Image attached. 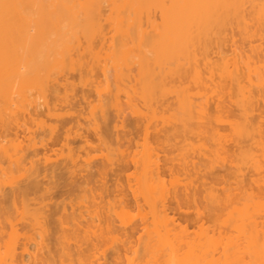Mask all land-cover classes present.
<instances>
[{
    "label": "bare ground",
    "instance_id": "6f19581e",
    "mask_svg": "<svg viewBox=\"0 0 264 264\" xmlns=\"http://www.w3.org/2000/svg\"><path fill=\"white\" fill-rule=\"evenodd\" d=\"M85 86L96 95H90L94 105L87 102L90 127L106 140V128L115 124V145L121 147L120 134L129 119L140 137L135 152L122 151L125 147L113 151L109 140L103 141L108 148L101 158H94L92 150L84 152L92 156L85 167L102 164L96 171H83L75 150L62 156L67 146L53 155L55 160L46 150L38 159L40 143L63 134L61 119L65 123L74 116V90ZM40 109L46 119L37 113ZM64 109L73 116L67 118ZM78 116L68 125L80 127L86 116ZM67 123L66 141L74 136ZM73 125L71 130H79ZM39 133L45 135L43 142ZM191 139L214 147L195 148ZM228 142L236 147L229 158L234 166L229 183L214 173L228 159ZM158 146L171 147L162 148L167 165L172 163L169 182L161 178ZM117 155L123 165L130 159L127 164L134 168L122 189L129 188L133 204L143 208L145 202L154 212L147 218L154 228L145 227L142 234L133 226L126 232L131 220L125 219V225L121 218L126 226L121 233L138 234L137 245L153 264H264V0H0V264H30L29 259L56 264L57 258L63 264L66 255L72 259V251L83 261L95 249L94 241L100 246L113 236L117 227L112 220L118 217L112 213L121 209L116 204L130 207L129 191L120 190V182L114 183L118 191L109 185L111 167L120 162L113 159ZM57 156L64 157L65 171H44L61 160ZM39 162L45 164L42 169L36 167ZM175 168L183 172L174 173ZM246 170L255 176L248 183ZM168 197L180 208L194 204L188 217L193 231L172 226Z\"/></svg>",
    "mask_w": 264,
    "mask_h": 264
},
{
    "label": "rangeland",
    "instance_id": "374dc122",
    "mask_svg": "<svg viewBox=\"0 0 264 264\" xmlns=\"http://www.w3.org/2000/svg\"><path fill=\"white\" fill-rule=\"evenodd\" d=\"M76 74H72V76H75ZM78 75V74H77ZM79 76V75H78ZM78 76H76V79H77V81H78V87H80V86H82V88H83V85H82V83L80 84V82H81V79H80V77L78 78ZM67 77H69V75L67 76ZM71 77V76H70ZM69 77V78H70ZM69 78H68V80H69ZM74 78H72V80L70 79V82L71 83H75L76 85H75V87L76 88H78L77 87V81H74L73 80ZM80 81V82H79ZM73 83V84H74ZM80 84V85H79ZM86 87V86H85ZM75 88V89H76ZM85 89V88H84ZM86 89H87V87H86ZM81 90V88L80 89H78V90H74V93H75V91H76V93H77V95H78V97L76 96V98H75V95L76 94H74L73 92H71V93H73L74 94V98L76 99V100H74V99H71V101H73L74 103H72V105L73 104H75L76 105V107H74V109L73 110H71L70 112H72L71 114H73L72 116L73 117H76V116H78V113H81V116L79 115L78 117H80V118H82V116L84 115V116H86L85 118H82L83 120L85 119V121L87 122H85V124L84 125H86L87 126V128H88V131L87 130H83V131H81L80 130V127H84V125H83V120H81L82 122H81V126L79 127V130H76L75 129V132H77V131H79V132H77L79 135L80 134H82L81 136H83L82 138H81V136L79 137V135L77 134V133H75L74 132V130H71L72 129V125L75 123V118H73L71 115V117L72 118H70L71 119V121H72V123H73V120H75L74 121V123L73 124H71V125H68L69 124V121H70V119L69 120H66L68 117H70V116H68L70 113H69V111H68V113H67V109H72V106H70V108L68 107L66 110L64 109V112L66 111V113L65 114H67V116L64 114V113H61L62 114V116H63V118H65V120H66V122L65 123H63V121H62V119H61V123L63 124H61L60 123V125H59V127H62L63 128V130L61 131L63 134L61 135V133L59 134L58 133V136L59 135H61V137L59 136H57V134H56V136L58 137V138H61L60 140L61 141H63V139H64V142H62V144H61V142H59V140H57V137L54 139V138H52V136H49V137H51L52 139L50 140V138L48 139H44V141L45 140H47V141H45V142H43V140L41 141L40 139L42 138L43 139V135L41 134V133H39V136H41L40 138H39V140L41 141V142H43V143H40V145L42 144H44L45 143V146L43 147V146H41L40 147V145H39V149L38 150H40L39 151V154L40 155H42V154H45V151L44 150H46V153L47 154H49L52 158H53V155L54 154H56L57 155V152H59V150H63L62 149V147H64V146H67V147H65L64 149V151H65V153L66 154H64L63 152H59L62 156H67L69 153L68 152H70V150H75V152H76V155L77 156H79L80 157V159H79V162H80V166L79 167H81V169L83 168V171H96L97 170V168H98V170H99V168L101 167V166H99V165H102V164H100V162L98 163L99 165H97L98 167H96V164H97V162H95V164L94 163H92L89 167L90 168H88V167H85L84 166V161L87 159V158H91L92 159V156L94 157V158H101V156H102V154L104 153V152H106L105 150H104V148L106 149V148H108V146H109V148L110 149H112V148H119L120 150H121V147L123 148V147H125V148H123L122 149V151L124 150V151H126L127 150V153H128V150L129 149H133V150H129V152H131V153H133V151L134 150H136L135 149V146H137V145H135V144H139V139H140V137H139V135H138V137L139 138H137V135H136V131H137V129H136V127L134 126V125H132L131 123L132 122H130V120L128 119V118H126V120L128 119V124H127V122L125 123L126 125L125 126H127L125 129L123 128V130H122V127H121V130L123 131H121L122 132V134H120V137H121V135H122V138L124 139L123 140V142L121 143L122 144V146L121 147H119V146H117V145H115V144H117V141H118V143H119V138H118V136H116V134H115V131L114 130H116V129H114L113 128V126L115 125H112L113 123H111V127H109L110 129H112V130H110L109 131V128H106V129H108L107 130V132H104L105 133V137L106 138H108V139H106V140H104L103 139V137H102V142L103 141H107V140H109V145L107 146V147H105L106 145V143H104L103 144V148H101V146H100V143H101V140H100V134H99V132H98V129L95 131L94 130V128H91L90 127V125L88 124V120L90 119V117L88 116V114L90 113V107H88L89 105H87L88 103V101H90V103H92L91 101H94V100H92V98H90V95L92 96L93 95V93L91 94V93H89L90 91L88 90V89H90V87L87 89V90ZM87 91V92H86ZM89 91V92H88ZM71 93H70V96H72L71 95ZM95 95V94H94ZM93 95V96H94ZM96 96V95H95ZM73 97V96H72ZM72 97H70V98H72ZM87 97H89L90 98V100H89V98L88 99H86ZM69 98V99H70ZM84 99H86V102H85V100ZM225 100V99H224ZM227 101H229L228 100V98L226 99ZM225 100V101H226ZM96 101V100H95ZM168 102H171V100L170 101H168ZM95 103V102H94ZM94 103H92L93 105H94ZM213 103V102H212ZM228 104H230L229 102H227ZM226 104V103H225ZM71 105V104H70ZM213 106H215V104L213 103ZM228 106H230V105H228ZM231 106H233V104L231 105ZM262 106V105H261ZM87 107V108H86ZM212 107V106H211ZM262 108V107H261ZM42 109H45L46 111L45 112H47V109L46 108H43L42 107ZM87 109H89L88 110V114H87ZM214 110V109H213ZM230 110V109H229ZM231 110H232V108H231ZM237 109H236V107H233V111H236ZM262 110V109H261ZM39 112H37L38 114H41L40 115V117H44V110H43V114H42V112H41V109L40 110H38ZM84 111H86V112H84ZM41 112V113H40ZM61 112V111H60ZM63 112V111H62ZM82 112H84L85 114H83ZM231 112V111H230ZM36 113V114H37ZM232 113V112H231ZM230 113V114H231ZM237 114L238 112L236 111V112H233V114ZM37 114V117H39V115ZM232 114V115H233ZM258 114H259V112L258 113H256V117L258 116ZM35 115V114H34ZM110 115H112V113L110 114ZM114 115V114H113ZM36 116V115H35ZM35 116H34V118H35ZM45 116H46V118H47V116L48 115H46V113H45ZM67 118H66V117ZM83 116V117H84ZM234 116V115H233ZM236 116V115H235ZM36 117V118H37ZM38 118V120H40V121H42L43 119H46V118ZM113 117V116H112ZM50 118V117H49ZM49 118H48V120H49ZM80 118L78 119V118H76V119H78V120H80ZM109 118L111 119V116H109ZM114 118H115V115H114ZM52 119V118H51ZM54 120H55V118H53ZM73 119V120H72ZM87 119V120H86ZM132 119V118H131ZM48 120H47V124H48ZM54 120H51V122H53ZM60 120V119H59ZM59 120H58V122H59ZM100 120V119H99ZM113 120V119H112ZM44 122H45V120H43ZM57 121V120H56ZM67 121H68V123H67ZM70 121V122H71ZM111 121V120H110ZM114 121V120H113ZM112 121V122H113ZM50 122V121H49ZM77 122V121H76ZM100 122V121H99ZM102 122H104L103 120H102ZM129 122H130V124H129ZM53 123H55V121L53 122ZM53 123H49L48 125H53ZM66 123H67V125H68V127H67V129L68 130H70V131H73V134H74V136H69V138H72L73 140H71V139H68V141H66L65 140V135H64V133L67 131L66 130ZM79 123V122H78ZM101 123V122H100ZM65 124V125H64ZM105 124V123H104ZM103 123H101V125H104ZM58 125H54V127H56V132L57 131H60V130H57V128H59V127H57ZM74 126V128L76 127L77 129H78V127H77V125L75 126V125H73ZM105 126V125H104ZM124 125H123V127H125ZM70 127H71V129H70ZM82 127V128H83ZM99 127H100V124H99ZM98 127V128H99ZM89 128H91L90 130L92 131V132H94V133H92V132H89ZM105 128V127H104ZM133 128V130L131 131V129ZM101 129H102V126H101ZM118 129H120V127L118 128ZM136 129V130H135ZM94 130V131H93ZM105 130V129H104ZM130 130V131H129ZM135 130V131H134ZM106 131V130H105ZM112 132V133H110L109 134V132ZM132 133L133 134V136H132V134H130V135H127L126 133ZM128 131V132H127ZM224 131H226V130H224ZM101 132H102V130H101ZM117 132H118V130H117ZM120 132V133H121ZM223 132V131H222ZM103 133V134H104ZM123 133L125 134L124 136L125 137H127V138H125V137H123ZM72 134V133H71ZM78 135L77 137L78 138H76V135ZM102 134V135H103ZM107 134V135H106ZM224 134V133H223ZM108 135H110V136H108ZM115 135V136H114ZM117 135H119V134H117ZM127 135V136H126ZM24 136V135H23ZM37 136H38V134H37ZM36 137V136H35ZM46 137H48V136H46ZM111 137V138H110ZM128 137H129V140H130V138H131V140L129 141L128 140ZM37 138V137H36ZM44 138H45V135H44ZM114 138V139H113ZM135 138H137V140H135V141H133V142H131L133 139H135ZM21 139H22V137H21ZM70 140H71V142H70ZM86 141V143H85V141ZM117 140V141H116ZM38 141V140H37ZM136 141H137V143H136ZM191 141L194 143V145H195V148H200V146H201V144H204L206 147H214L213 146V144L212 143H210L209 141H199V140H197V139H191ZM58 142V143H57ZM70 142V143H69ZM77 142V143H76ZM115 142V143H114ZM121 142V141H120ZM131 142V143H130ZM142 141H140V143H141ZM114 143V144H113ZM130 143V144H129ZM39 144V143H38ZM65 144V145H64ZM126 144V145H125ZM102 145V144H101ZM119 145V144H118ZM235 144H233L232 142H228L227 144H225V149H226V151L229 153V156L228 157H225L226 159H227V161H224L225 163L223 164V165H220L219 164V166H217L216 167V169L214 170V173L216 174V175H218L219 177H222V178H225L226 180H227V182L229 183V182H231V181H229V179H228V176H229V174H230V171H232L233 170V168H234V166H233V168L231 167V163L229 162V161H231L229 158L230 157H232V155L235 153V149H236V147L234 146ZM70 146L73 148H70ZM110 146H112V147H110ZM131 148H130V147ZM155 146H157V144H155ZM165 146V145H164ZM100 147V150L98 149ZM127 147V148H126ZM158 147H161V149L162 148H164L163 146H158ZM96 149L97 148V150L98 151H95V152H92L93 151V149ZM129 148V149H128ZM171 147H167V150L169 151V149H170ZM68 149H70V150H68ZM116 149V150H117ZM158 149H160V148H158ZM160 149V150H161ZM165 150H166V147L164 148ZM164 149H162L161 151L162 152H160L161 154H160V156H162V160H161V166H162V168H161V174H163V176L161 177L164 181L166 180V181H168L170 178L168 177V176H173V173L172 172H169V170H170V168H172V167H170V165H172V163L171 164H169V165H167L168 163H170V162H166V160L164 159V156H166L165 155V153H164ZM85 150L86 151H88V150H92V151H90V153L92 154V156L88 153L87 154V157H84L85 156ZM103 150H104V152H103ZM113 150V149H112ZM116 150H113V151H116ZM166 150V151H167ZM235 150V151H234ZM49 151H50V153H49ZM41 152V153H40ZM89 152V151H88ZM99 152H101L100 153V155L98 154ZM135 152V151H134ZM74 153V152H73ZM114 153V152H113ZM64 154V155H63ZM100 156H98V155ZM167 154V153H166ZM175 154L176 153H174L173 155H174V158H177L176 156H175ZM48 155V156H49ZM55 155V156H56ZM61 155H59L61 158H62V156ZM173 155H171V156H169V157H173ZM177 155V154H176ZM227 155V154H226ZM54 156V157H55ZM59 156H57V157H59ZM97 156V157H96ZM44 157V155H42V156H40V158H38V159H41V158H43ZM57 157H56V159H57ZM58 158V159H61V158ZM116 157V156H115ZM113 158V159H116V160H119V158H121L122 159V157H120V156H118L117 155V157L116 158ZM119 157V158H118ZM118 158V159H117ZM34 159H36V158H34ZM38 159H36V161L38 160ZM54 159V158H53ZM52 159V160H53ZM57 159V160H58ZM63 159H64V157H63ZM63 159H61L60 161H58V163H52L53 165L55 164L56 166L57 165H62L63 163ZM119 160L120 162L117 164L116 162H118V161H116V160H114L115 161V165H117L118 167H116L114 164L112 165L113 167H111V169H113L114 170V173H113V171L111 172V174H110V176H109V185L110 186H112V187H110L111 188V190L113 191V185H114V183H115V185H117V183H119V184H121V185H119L118 187H120V190L122 189V187H124V186H126L127 185V175L128 174H132V172L134 171V168L132 169V168H130L129 166H128V164L127 163H129L130 161V159L128 160V159H124V160H128V161H126L125 163L127 164V166H125V165H123L122 163H121V161L122 160ZM55 160V159H54ZM53 160V161H54ZM94 161H99V160H95V159H93ZM123 160V161H124ZM196 160H197V158H196ZM196 160H195V162H196ZM62 161V162H61ZM199 161H201V160H199ZM198 161V162H199ZM59 162H61L60 164H59ZM65 162V161H64ZM204 163V160H202L201 161V163ZM40 163V162H39ZM114 163V162H113ZM176 163V162H175ZM200 163V162H199ZM199 163H198V165H199ZM200 163V165H203V164H201ZM51 164V165H52ZM65 164L67 165V162H65ZM132 165H133V163H131ZM222 164V163H221ZM42 163H40L38 166H37V164H36V167L38 168L39 166V168H41L42 169V167H43V165H45V164H43L42 166ZM48 166L47 165V167H44L43 168V170L44 171H65V169H61L62 167L64 168V164L60 167V166ZM66 165H65V167H66ZM95 165V166H94ZM49 167V168H48ZM52 167H54V168H52ZM92 167V168H91ZM120 167H122V168H120ZM132 167V166H131ZM134 167V166H133ZM170 167V168H169ZM47 168V169H46ZM50 168H52V169H50ZM125 168V169H124ZM49 169V170H48ZM81 169H77V171H80ZM109 169H110V166H109ZM123 169V170H122ZM176 169V168H175ZM232 169V170H231ZM42 170V171H43ZM106 170H108V169H106ZM178 169H176V171L174 170V173L175 172H180V173H182L181 171H177ZM235 170V169H234ZM245 170V169H244ZM82 171V170H81ZM109 171V170H108ZM111 171V170H110ZM118 171H121L119 174L121 175V177H119L120 175H118L117 173H118ZM126 171V172H125ZM171 171V170H170ZM115 172H117V173H115ZM124 172V173H123ZM169 173H172V175H170ZM180 173H176V174H178V176H179V174ZM176 174H175V176H176ZM118 175V176H117ZM123 175V176H122ZM182 175V174H181ZM245 177H246V181H247V183L248 182H250L253 178H255V176H253V174H252V172L250 171V170H246L245 171ZM55 176H58V175H55ZM117 176V177H116ZM177 176V177H178ZM119 177V178H118ZM174 177V176H173ZM56 178V177H55ZM58 178V177H57ZM56 178V179H57ZM121 178V179H120ZM169 178V179H168ZM172 178V177H171ZM181 178H182V176H181ZM59 179H60V177H59ZM173 179V178H172ZM172 179H171V181H172ZM184 179V178H183ZM55 180V179H54ZM59 181V180H58ZM62 181V180H61ZM61 181H59L61 184H62V182ZM57 182V181H56ZM64 182V181H63ZM169 182V181H168ZM186 182H187V180H186ZM59 183V184H60ZM126 184V185H125ZM129 184V183H128ZM185 184V183H184ZM115 185H114V188H116L115 187ZM124 185V186H123ZM122 186V187H121ZM129 187V186H128ZM126 188V187H125ZM127 189V188H126ZM126 189H122V191L123 190H125L126 191ZM129 189V188H128ZM127 189V190H128ZM115 191H118V189L116 188L115 189ZM122 191H120V194H122L121 192ZM129 191V190H128ZM129 193H130V196H129V194L127 195V193H125V192H123V194H126L127 196H128V198H127V200H128V202L125 200V198L127 197V196H124V201L123 200H121V201H123V202H127V206H130V207H128V209H129V212L128 211H126V210H128V209H124L123 207H122V205H120L121 203L120 202H118V205L116 204V206H118V208L119 207H121V209L119 208V209H114L113 210V212L114 213H112V212H110V214L112 213V214H115L117 217H118V219L116 218H114V220H112L111 218V220L112 221H115V225H114V223H113V225H114V227H113V229L114 230H116V232L113 234V236H110V237H108L106 240H104V242H101L100 243V246L98 245V243H97V241L95 242L94 241V244L97 246H94L95 247V249L93 250V248H92V252H90V254H89V256L91 257L92 255H93V257H91V258H89L88 257V254L86 255V256H82V258H84V259H81V260H83V261H85V262H83V261H80V256H79V258L77 257V255L75 256V255H73V251H72V259L70 258V254H69V258H67V255H66V260H65V262L66 263H63V264H82L81 262H83V264H87L88 262V264H90L92 261V264H96V263H98V261H99V263L98 264H117V263H119V264H153V260H152V258H151V256L150 255H148L144 250H142L138 245H137V243H139V242H137L138 241V239L136 240V238H138L139 237V235L138 234H136L135 236H134V238H132L133 236V234L131 235L130 234V232H129V235L128 236H124L122 233H121V231L122 230H124L125 229V225H127V222H125L127 219H128V221L129 220H131L132 221V219H134L132 222L131 221H129V223H130V225L128 224V226H127V230H125L126 232L127 231H131V229H133L132 227L133 226H135L136 227V230L137 231H146V229H148V226H150V227H152V228H154L153 226H151L150 225V223H151V221H152V219L151 220H147V218H150V217H152V215H153V217H154V212L151 214L150 212L153 210H150V208H152L149 204H148V206H146V204L147 203H145L143 200V202H144V206H143V208L141 209L139 206H137L136 204H133V200L134 199H132V194H131V192L129 191ZM113 194V192H111L110 191V196L112 197V196H114V194ZM119 194V195H120ZM116 195V194H115ZM117 195H118V193H117ZM122 196V195H121ZM120 196H118V198H119ZM110 198V197H109ZM113 198H115V196L113 197ZM112 199V198H111ZM110 199V200H111ZM121 198H119V200H120ZM168 199H169V197H168ZM171 199V198H170ZM166 200L168 203H167V205H169V206H167V209L168 208H170V209H168L167 210V212L166 213H168V214H170V218H171V220H170V222H172L171 224H173L172 226L174 227L175 225L177 226V228L178 227H181V226H183L184 228H186V227H188V229H189V231L191 232V231H193L195 228H193V226H192V224H191V222H190V220H189V216H191L192 214H193V212L195 211V210H193V209H195L196 207H194L192 204H191V206H190V208H189V205L190 204H186L185 203V205L183 204V207L181 206V208H180V206H178V204H175L174 203V201H171V200H173V199H171V200ZM110 200H109V202H110ZM115 199H113L112 201L114 202V203H112V201H111V203L113 204V206L114 207H116L115 206V203L117 202V201H114ZM118 200V199H117ZM118 200V201H119ZM53 201H56L55 199L53 200ZM57 201H62V198H60V199H58ZM57 201H56V203H57ZM48 203L47 204H49V201H47ZM123 202H122V204H123ZM126 202H125V205H126ZM143 202H142V205H143ZM176 202V201H175ZM185 201H183V202H180V203H184ZM187 202V201H186ZM51 203V202H50ZM110 203V204H111ZM177 203V202H176ZM191 203H193V202H191ZM111 204V205H112ZM52 205H54V202L52 203ZM124 205V204H123ZM138 205H141V202H140V204H138ZM159 206V205H158ZM193 206V207H192ZM196 206V205H195ZM112 207V206H111ZM110 207V208H111ZM146 207H148V209L146 208ZM117 208V207H116ZM138 208H139V210H138ZM146 208V209H145ZM160 208V207H159ZM158 209V208H157ZM173 209V210H172ZM141 210H142V213H141ZM145 210V211H144ZM149 210H150V212H149ZM119 211H121L120 213H122L121 215H119L117 212ZM122 211H124V212H122ZM140 211V212H139ZM144 211V212H143ZM139 212V213H138ZM123 213L125 214V216L126 217H123ZM128 213H129V215H128ZM130 213H131V215H130ZM151 214V216H149L148 214ZM118 214V215H117ZM168 214H167V217L166 218H169V216H168ZM132 215H138V218L137 217H135V218H132ZM159 215H160V213H159ZM161 215H165V213H163V214H161ZM160 215V216H161ZM113 216L114 215H112V218H113ZM131 216V217H130ZM141 216V217H140ZM148 216V217H147ZM128 217V218H127ZM129 217H130V219H129ZM121 218H124L123 220H124V223H123V221L122 222H120L119 220L121 219ZM132 218V219H131ZM169 218V219H170ZM126 219V220H125ZM139 219V220H138ZM140 219H143V221L142 220H140ZM174 220H175V222H174ZM140 221H142V224H141V222ZM144 221H146V222H144ZM150 222V223H149ZM153 222V221H152ZM167 222H169L168 220H167ZM112 223V222H111ZM125 224L124 226H123V224ZM132 223V224H131ZM133 223H135V225L133 224ZM145 223H146V226H143V225H145ZM175 223H177V224H175ZM52 224V223H51ZM118 224V225H117ZM152 224V223H151ZM180 224H181V226H180ZM112 225V226H113ZM139 225L141 226L142 225V228L141 227H139ZM153 225H154V222H153ZM115 226L117 227L116 229H115ZM123 226V227H122ZM172 226H170V227H172ZM131 227V229H129ZM145 227H147L146 229H145ZM183 227H181V228H183ZM120 228V229H119ZM123 228V229H122ZM181 228H178V230L180 231V229ZM183 228V229H184ZM129 229V230H128ZM182 229V230H183ZM136 230H134V231H136ZM150 230H152V229H150ZM118 232V233H117ZM120 232V233H119ZM125 232V233H126ZM138 232V233H139ZM140 232V233H141ZM143 232H142V234H143ZM133 233V232H132ZM139 233V234H140ZM115 235V236H114ZM141 235V234H140ZM146 237V236H145ZM134 242V243H131V244H129V242ZM145 241H147L146 240V238H145ZM97 243V244H96ZM103 243V244H102ZM71 245H73V243L71 244ZM68 249H70V248H68ZM71 250L72 249H70V252H71ZM64 251V250H63ZM65 252H67V251H65ZM69 252V251H68ZM63 255V254H62ZM55 256H58V255H56L55 254ZM73 256L75 257V258H73ZM78 259H77V258ZM96 258V259H94V260H92L93 258ZM27 258V256L25 257V259ZM57 258V257H56ZM27 259H29V258H27ZM65 258L63 257V259L62 260H64ZM67 259H69V260H67ZM75 259V260H74ZM89 259H91V262H90V260ZM57 261H58V263H56V264H59V260H58V258L56 259ZM74 260V261H73ZM29 261H30V264H33L34 263V260H33V263H31V259H29ZM36 261V264H40V261L38 260V262H37V260H35ZM56 261V262H57ZM71 261V262H70ZM80 261V262H79ZM88 261V262H87ZM97 261V262H96ZM25 262H27V263H29L28 262V260H25ZM73 262V263H72ZM35 264V263H34ZM41 264H42V262H41ZM46 264V263H45ZM52 264V263H51Z\"/></svg>",
    "mask_w": 264,
    "mask_h": 264
}]
</instances>
